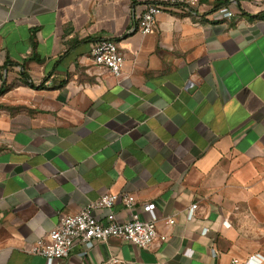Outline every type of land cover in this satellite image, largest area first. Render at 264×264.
<instances>
[{
    "label": "crops",
    "instance_id": "obj_1",
    "mask_svg": "<svg viewBox=\"0 0 264 264\" xmlns=\"http://www.w3.org/2000/svg\"><path fill=\"white\" fill-rule=\"evenodd\" d=\"M149 5L171 6L0 0V264H47L31 247L105 193L145 219L155 203L167 240L77 244L54 264H264V0H197L131 32ZM105 41L120 79L95 75Z\"/></svg>",
    "mask_w": 264,
    "mask_h": 264
},
{
    "label": "built area",
    "instance_id": "obj_2",
    "mask_svg": "<svg viewBox=\"0 0 264 264\" xmlns=\"http://www.w3.org/2000/svg\"><path fill=\"white\" fill-rule=\"evenodd\" d=\"M170 4L171 6L168 7L147 6L141 15L134 18L131 32H139L142 35L151 34L154 32L161 14L180 10L192 12L197 7V0H170ZM233 16V12L225 14V17L228 18ZM91 58L95 75L98 78L111 75L120 79L124 76L126 58L115 41L96 44L91 51ZM119 201L130 213V219L127 222H120L114 212ZM135 207L136 199L132 195L105 193L77 214L62 215L58 225L45 238L33 245L29 252L42 256L47 264H54L68 258L71 250L77 244L89 251L96 243L105 244L112 239H119L140 249H149L157 240L166 241V236L160 235L158 232L156 204L143 205L142 211L148 214V219L143 218ZM197 209V205L191 206L187 216L188 220H194ZM98 214L103 215L100 217ZM174 223V220L168 221L169 225H174ZM260 260L258 256H251L246 264H260ZM108 263L135 264L116 258H111Z\"/></svg>",
    "mask_w": 264,
    "mask_h": 264
}]
</instances>
